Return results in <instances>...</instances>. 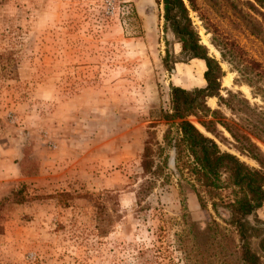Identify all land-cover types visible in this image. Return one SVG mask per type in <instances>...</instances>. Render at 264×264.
Wrapping results in <instances>:
<instances>
[{
	"label": "rangeland",
	"instance_id": "374dc122",
	"mask_svg": "<svg viewBox=\"0 0 264 264\" xmlns=\"http://www.w3.org/2000/svg\"><path fill=\"white\" fill-rule=\"evenodd\" d=\"M196 2L190 17L220 61L221 93L260 102L205 25L264 69V0ZM163 23L156 0H0V264H183L182 202L201 225L221 221L189 189L180 194L173 177L142 208L136 202L145 142L166 128L149 126L152 111L168 107L171 85H205L202 59L163 64L167 49L180 51ZM257 214L264 220V203Z\"/></svg>",
	"mask_w": 264,
	"mask_h": 264
},
{
	"label": "trees",
	"instance_id": "16d2710c",
	"mask_svg": "<svg viewBox=\"0 0 264 264\" xmlns=\"http://www.w3.org/2000/svg\"><path fill=\"white\" fill-rule=\"evenodd\" d=\"M156 2L162 6L165 30L180 44L179 56L167 49L163 64L171 70L176 62L202 59L206 66L205 85L189 89L171 85L168 107L152 111L149 126L163 123L166 128L161 140L154 136L145 142L136 202L142 208L141 200L173 177L180 194L189 189L202 209L210 204L221 218H211L201 225L189 218L182 202L181 228L175 234V246L183 264H264V220L257 214L264 203V152L257 142L264 144V69L235 41L205 25L221 60L238 73L236 81L248 84L252 97L260 102L251 101L239 90L225 89L222 94L224 71L220 61L209 54L190 17V9L198 10L196 0ZM211 97L217 98L215 108L207 104ZM190 116L196 118L203 131ZM215 138L228 141L258 166L221 150ZM172 149L174 170L168 166V152Z\"/></svg>",
	"mask_w": 264,
	"mask_h": 264
},
{
	"label": "water",
	"instance_id": "95a60500",
	"mask_svg": "<svg viewBox=\"0 0 264 264\" xmlns=\"http://www.w3.org/2000/svg\"><path fill=\"white\" fill-rule=\"evenodd\" d=\"M174 149L171 150V154H170V159H169V165L173 166L174 165Z\"/></svg>",
	"mask_w": 264,
	"mask_h": 264
},
{
	"label": "crops",
	"instance_id": "0c3cea01",
	"mask_svg": "<svg viewBox=\"0 0 264 264\" xmlns=\"http://www.w3.org/2000/svg\"><path fill=\"white\" fill-rule=\"evenodd\" d=\"M201 60V59H200ZM201 85H203V84H201Z\"/></svg>",
	"mask_w": 264,
	"mask_h": 264
}]
</instances>
